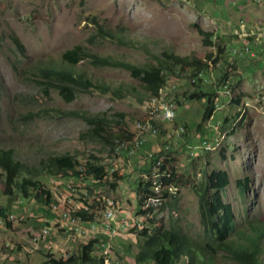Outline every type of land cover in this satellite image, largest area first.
<instances>
[{
  "label": "rangeland",
  "instance_id": "374dc122",
  "mask_svg": "<svg viewBox=\"0 0 264 264\" xmlns=\"http://www.w3.org/2000/svg\"><path fill=\"white\" fill-rule=\"evenodd\" d=\"M101 27L122 35L124 42L102 36ZM204 32L214 34L213 45L207 44ZM12 35L24 45V52ZM76 45L138 66L158 64L159 58H166L165 53L203 60L212 53L215 59L219 45L224 46L218 62L210 61L204 70L201 84L202 90L212 89L219 95L216 108L220 109L198 130L206 102L189 99L199 90L192 84L194 70L180 72L177 67L181 76L168 79L160 97L148 98L144 85L130 70L95 66L89 59L80 61L75 69L94 82L123 90V95L81 91L68 102L56 89L47 94L38 82L43 78L40 69L70 68L62 54ZM246 46L248 51H244ZM226 72L228 87L220 86ZM235 95L242 96L240 104L229 105ZM169 100L177 104L173 123L162 122L160 117ZM71 110L106 112L107 116L122 113L123 122L107 130L125 137L134 135L133 139L141 122L149 120L150 128L156 130L141 133V141L145 140L141 148L128 141H117L115 146L87 135L90 124L82 117L64 114ZM237 112L242 114L237 117ZM242 116L244 121L239 125ZM225 117L228 122H224ZM184 124L182 137H167L173 128ZM204 140L210 145L191 151L190 146ZM166 144L170 145L167 167L174 169L179 185L178 200L172 197L163 209L145 216L137 190L140 182L148 181L150 166L152 171L153 161L150 163L147 154L151 152L153 159ZM0 147L14 149L17 160L37 171L44 167L43 161L67 152L77 156L81 166L91 156L108 166L104 184L92 177L83 180L43 172L40 179L52 192V202H58L54 209L33 197L22 198L17 190L13 196L5 195V179L0 175V210L5 215H0V264H42L47 253L63 258L78 254L92 236L74 237L76 234L57 226L37 241L33 238L45 227V219L59 220L64 211H76L85 201L99 210L92 225L106 224V210L102 209L108 200L107 207L114 201L117 219L125 224L124 233L114 238L113 253L103 264H136L143 228L151 234L159 228L179 227L199 242L210 240L200 189L214 170L229 174L230 182L222 195L234 213L235 230L230 236L248 244L241 233L252 235L251 224L264 227V0H0ZM114 172L123 178L116 180ZM154 173L160 178L156 166ZM246 177L248 188L242 191L237 180ZM172 201L177 203L170 205ZM122 210L127 216H121ZM63 217L61 224L78 222L73 214ZM129 218L143 220V225L129 223ZM83 227L87 231V226ZM98 236L101 240L105 237ZM260 244L264 262V236ZM93 255L104 257L99 249ZM214 263L241 264L224 250L217 252Z\"/></svg>",
  "mask_w": 264,
  "mask_h": 264
},
{
  "label": "trees",
  "instance_id": "16d2710c",
  "mask_svg": "<svg viewBox=\"0 0 264 264\" xmlns=\"http://www.w3.org/2000/svg\"><path fill=\"white\" fill-rule=\"evenodd\" d=\"M101 35L107 38L119 39V42H124L122 35L115 34L110 30H105L103 27L100 29ZM206 34V42L208 45H213L212 40L214 34L204 32ZM12 39L17 47L24 52V45L20 42L19 38L12 35ZM225 52V47L219 45V55L213 58V54H208L205 60L196 57H180L175 54L165 53V59H158V64H148L144 66L134 65L127 61L112 59L106 56H100L90 50L85 45H76L71 49L66 50L62 54L64 63L69 64L71 67H43L40 69L41 76L43 77L39 83L43 85L44 91L49 94L51 89L59 91L60 95L68 102L75 100L78 93L81 91L100 90L103 93L113 92L114 95H123V90L114 89L104 82H94L85 72L75 69V66L82 60L89 59L95 66H115L123 67L131 71V74L141 81L148 94V98L160 97L161 92L167 86L168 79L171 77H179L182 71L188 69L194 70L191 78H196L193 85H198L199 90L191 93L189 99L202 100L205 99V108L201 123L198 125V130H201L203 124L212 119L216 111V97L218 94L212 89L202 90V81L204 79V70L209 66V62L217 63L220 59L219 56ZM177 67L180 69L178 70ZM203 73L200 76V73ZM229 83V75L226 72L220 79V86ZM242 96L235 95L230 99L229 105L240 104ZM64 114L79 116L84 118L90 124V130L87 135L96 137L104 142L117 144L121 142H134L140 134L139 128L135 139L133 136L125 137L123 134H114L107 129L114 123H121L124 114L114 113L107 116L106 112L91 113L89 111H66ZM242 113L237 112V117ZM244 115V114H243ZM227 117L224 122H228ZM149 121V120H148ZM144 121L141 123H146ZM244 116L238 121L242 125ZM185 128V124L183 125ZM153 128V127H152ZM186 132V131H185ZM169 133V132H168ZM185 134V133H184ZM183 134V135H184ZM133 139V140H132ZM205 141V140H204ZM202 141V143L204 142ZM194 146H198L197 144ZM192 147V146H190ZM192 149V148H191ZM170 150V149H169ZM168 150H162L157 153L149 167L148 181L140 182L138 185L139 205L141 213H147L143 210L145 200L152 195H155L153 190L156 181L159 179L163 182V192L166 197L170 198L169 188L173 187L179 190V185L176 182V174L174 169L167 167ZM163 159L164 165L160 169V178L154 177V165ZM43 168L41 170H33L28 164L17 160L15 158L14 149L0 147V175L4 176L5 190L4 194L13 196L15 191L21 193L22 198H35L38 202L43 203L50 209H54V201L52 192L44 187L40 179L46 172L50 176H63V177H76L87 180L92 177L100 184H104L108 176V166L100 162V159L91 156L86 160L85 164L81 166L77 156L72 153H64L51 156L47 161H43ZM80 167V168H79ZM28 175V176H27ZM116 180H121L123 176L117 172L113 173ZM165 175V176H164ZM157 179V180H155ZM249 178L238 179L237 184L241 187L242 191L247 190ZM229 174L223 170H214L208 176L206 181L201 187L200 202L202 207L203 221L209 228L210 240L199 242L192 236L185 233L179 227L159 228L154 233H149L148 228H143L139 233L140 238V251L136 255V264H147L153 262L154 264H180L184 258H187L183 264H215L214 259L219 250L226 251L233 259L241 264H264L260 258L261 254V237L264 236L263 225L251 224V234L242 232L241 234L247 239L248 244L239 243L230 236L231 232L235 230L234 213L231 205L223 200L222 191L229 184ZM117 181L112 183V187H117ZM167 198V201L169 199ZM174 200V199H173ZM176 200L178 198L176 197ZM177 202H170L172 205ZM167 204V202H166ZM88 207L78 209L74 215L80 216L83 220L95 221V214L98 210L92 208V204L85 201ZM0 215H4L3 210H0ZM94 220V221H93ZM6 226L11 227V222L7 220ZM45 225V222L43 223ZM104 236V235H100ZM105 238V237H103ZM101 243L100 238L90 239L87 243L80 246L78 254L72 255L68 258L56 257L51 253L45 255V260L42 264H99L103 262V258L97 259L93 252L99 248Z\"/></svg>",
  "mask_w": 264,
  "mask_h": 264
},
{
  "label": "built area",
  "instance_id": "2783aa9c",
  "mask_svg": "<svg viewBox=\"0 0 264 264\" xmlns=\"http://www.w3.org/2000/svg\"><path fill=\"white\" fill-rule=\"evenodd\" d=\"M244 51H248V46L245 47ZM233 52L237 53L238 51L234 49ZM202 75L203 73L201 72L200 76ZM196 80L197 79L194 78L193 82H195ZM222 86H226V83L223 84ZM216 98H219V95ZM218 109L220 108H216V110ZM176 116H177V104L174 100H169L168 108H165V113L160 116L162 118V122L173 123L176 119ZM147 130H148V134H150L151 132H154L156 129L148 128ZM172 130L173 131L171 133H177L178 138H180L185 133L186 128L183 125H179L173 128ZM144 144H145V140L140 141V148L144 146ZM205 145H210L209 141L205 140L203 144L198 146H192L190 148H192L191 151L194 152L196 149H199L201 147L205 148ZM167 147H170V145L166 144L165 151H167ZM147 159L150 161V163L153 161V159L151 158V152H148ZM68 208H73V206H68ZM121 216H127L125 210H122ZM1 221L2 220H0V223ZM44 222H45V227L43 228L41 233H39L38 235L36 234L34 236L33 238L34 241H37L42 236L48 235L50 231L57 226L65 230V232H68L69 234H76V237H80V238L87 236H92L93 238H97L99 237L98 235H104L105 238H102L98 248L99 250H104L103 260H108V254L113 253V247H114L113 240L118 235L124 233V225H125V224H120L119 219H112L111 214H110V218H106V224L103 225H92V220H83L79 222H73L70 224H61V221L57 220L54 217L51 219L50 218L45 219ZM129 223H141L143 225V220L133 221L132 219L129 218ZM79 226H87V235H79Z\"/></svg>",
  "mask_w": 264,
  "mask_h": 264
},
{
  "label": "bare ground",
  "instance_id": "6f19581e",
  "mask_svg": "<svg viewBox=\"0 0 264 264\" xmlns=\"http://www.w3.org/2000/svg\"><path fill=\"white\" fill-rule=\"evenodd\" d=\"M225 87H227V85ZM165 108H168V104L164 106V108H163V114L165 113ZM150 123H151L150 121H148L146 123H139L138 128H139V134L140 135H141V133L146 132V130L148 128H150ZM167 137L169 139H171L173 137H177L178 138V135H177V133H171V132H169V133H167ZM140 141H141V139H140V136H139L136 140H134V142H131L130 144L132 146H135L136 148H139L140 147ZM135 147H134V149H135ZM169 149H170V147H167V150H169ZM154 158H155V156H154ZM163 165H164L163 159H160L157 162V164L154 165V167L156 166L159 169H161V167ZM154 177H156L157 179H159L158 178V174H156V173H154ZM157 179H155V180H157ZM161 182H163V181H161L160 179L158 181H156V183L154 185V188H153V190L155 192V195L149 196L145 200V202H144L143 210H146L147 211V213H143L145 216H150L155 210L163 209L165 207V205H166V202H168L167 201V198L168 197H166L165 194H164V192H163V188H162L163 185L161 184ZM169 193L171 195H176V196H173V197H177V194H178L177 193V189L176 188H173V187H170L169 188ZM171 198H172V196H170V198H168V199L170 200ZM109 201H111V200H108V202ZM108 202H107L106 206L103 207L102 212H104L106 210V212H105L106 213V218H110V214H111V218L112 219H117L118 218V214H117V211L114 208V205H115L114 204V201L113 202H110V206L107 207L108 204H109ZM82 208L88 209V207L86 205L83 206ZM76 211H71V210L64 211V215L63 216L64 217H67V216H69V214H71V215L73 214V218H78V222L79 221H83V218L82 217L75 216L74 215V213ZM63 216H59L58 219L61 221V219H62ZM96 216H97V214H95V218H96ZM85 234H87V231L85 230V228L83 226H79V235H85ZM74 237H76V235ZM101 251H102V253L104 255V250H101ZM108 257H110V253L108 254ZM101 258H104V257L102 256ZM103 262H104V260H103Z\"/></svg>",
  "mask_w": 264,
  "mask_h": 264
}]
</instances>
